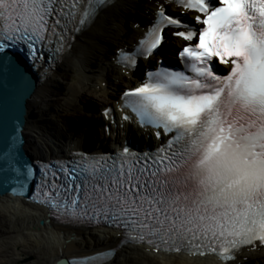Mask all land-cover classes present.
I'll use <instances>...</instances> for the list:
<instances>
[{
	"label": "snow or ice",
	"instance_id": "1",
	"mask_svg": "<svg viewBox=\"0 0 264 264\" xmlns=\"http://www.w3.org/2000/svg\"><path fill=\"white\" fill-rule=\"evenodd\" d=\"M107 2L97 0L101 11ZM180 4L202 17L196 15L189 24L180 14H165V7L137 55H157L163 33L170 30L191 42L178 52L191 75L167 68L149 71L147 82L123 94L142 125L151 124L158 139L174 133L173 139L161 145L151 165L145 154L141 167L125 168L131 153L124 147L118 167L116 159L106 169L91 166L82 180H69L71 169L63 167L50 180L41 174L39 187L48 188L41 203L59 210V197L68 193L72 198L64 204V218L70 224H90L91 206L108 226L123 228L121 243L127 235L130 242H147L157 251L161 245L176 252L210 248L234 259L244 247L264 246V0ZM76 7L75 0L72 5L67 0H0V19L7 28L0 38L24 41L39 58L37 42L63 47L69 39L65 30L72 31L67 25ZM85 16L94 22L98 13ZM0 52H7L4 43ZM118 60L126 67L137 63L126 55ZM217 63L230 66L227 75L214 70ZM3 155L0 172L5 176L12 173L25 183L33 177L27 162L8 151ZM129 229L137 234L128 235Z\"/></svg>",
	"mask_w": 264,
	"mask_h": 264
},
{
	"label": "bare ground",
	"instance_id": "2",
	"mask_svg": "<svg viewBox=\"0 0 264 264\" xmlns=\"http://www.w3.org/2000/svg\"><path fill=\"white\" fill-rule=\"evenodd\" d=\"M158 1L161 3L163 0ZM142 9H147V13L151 10L153 12L155 0H151L150 3H143L142 0H116L99 12L98 18L75 37L63 59L55 66L49 77L38 85L25 107L26 123L22 128V140L23 148L28 155L33 153L32 157L35 159L65 157L80 144L75 140L78 139L75 135L80 127L74 131L78 123L82 124L84 119L90 121L91 136L95 128L94 124L102 121V116L98 115L99 111L84 113V117V114L80 112L75 114L64 110L62 116L57 114L60 121L66 122V125L62 124L63 128H61L65 131L64 134H61L54 124L49 126V133H47L48 126L45 131L42 125L44 119L37 120V113L48 111L49 108L50 112H53L56 109L55 105L59 102V105H64V109L79 107L88 102H93L95 106H104L113 101V97L119 93L121 83L129 88L132 81L137 82L139 74H129L124 77L120 69L114 65L113 46L118 47L125 42L122 34L127 30L128 24L130 25L127 21L130 15L126 14L134 10L141 12ZM146 17L152 16L148 14L144 16ZM145 24V20L144 24L140 23L134 28L132 24L131 35L141 34L142 26ZM168 43L170 48L175 44L172 39ZM108 88L112 91L107 92ZM87 89H90L89 93ZM100 93L105 94L104 98L99 97ZM53 119L48 121H59L56 118ZM128 126L131 137L137 132L140 133L133 124ZM143 131L148 132V129L144 128ZM88 132L89 130L84 133ZM144 135L146 134L141 136L137 134L136 138L133 137L134 142L140 141ZM101 137L105 139L103 130L96 137V144L103 147L104 140L99 139ZM114 142H118V139L115 138ZM23 197L16 198L10 194L0 196V221L5 222L4 226L2 224L3 229L0 230V264H55L61 257L81 258L83 255L104 249L116 251L115 245L119 241L117 231L57 225L55 221L48 220V211L44 207ZM9 220L12 223H9ZM9 244L11 246H8ZM243 257L247 259L243 260ZM236 261L239 264H264V249L243 250ZM67 262L64 260V264ZM151 263L222 264L209 256L193 257L161 251L155 254L148 246L132 243L118 248L112 260L105 264Z\"/></svg>",
	"mask_w": 264,
	"mask_h": 264
},
{
	"label": "water",
	"instance_id": "3",
	"mask_svg": "<svg viewBox=\"0 0 264 264\" xmlns=\"http://www.w3.org/2000/svg\"><path fill=\"white\" fill-rule=\"evenodd\" d=\"M40 84V78L30 64V61L20 53L0 52V162L4 160V151L14 154L21 162L32 163V157H26L23 148L22 128L25 124L28 100ZM63 142V140H61ZM33 178V177H32ZM7 179V183L5 180ZM20 179L9 173L5 176L0 172V196L7 194L19 196ZM24 196H28L30 188L27 189L28 181L23 185ZM31 187V185H30ZM56 262V264H59Z\"/></svg>",
	"mask_w": 264,
	"mask_h": 264
},
{
	"label": "rangeland",
	"instance_id": "4",
	"mask_svg": "<svg viewBox=\"0 0 264 264\" xmlns=\"http://www.w3.org/2000/svg\"><path fill=\"white\" fill-rule=\"evenodd\" d=\"M143 1V3L144 2H146L145 0H142ZM127 16H129L130 15V18H128L127 19V21H128V23H130V20L132 19V20H135V19H137V18H139L140 19V15H141V12H139V11H132L131 13H128V14H126ZM132 30L129 28V24H128V26H127V30L124 32V34H129L130 32H131ZM167 49H169V44L168 43H166V45L164 46V50H163V52H165ZM125 87V84H120V89L121 88H124ZM87 91V93H89V91H90V89H87L86 90ZM109 91H112V90H110V88H108L107 89V92H109ZM104 96H105V94L104 93H100V95H99V97L100 98H104ZM90 101H92V100H90ZM60 103V102H59ZM59 103H57L56 105H55V111H53V112H50L51 111V109L49 108V110L48 111H45V112H43V113H37L36 114V119L37 120H42V119H44V121L42 122V125L44 126V130L46 131V127L48 126V128H47V133H49V126H53V124L56 126V129L61 133V134H64V130L63 129H61V128H63V126H62V124H64V125H66V122L64 123V121H60V118L58 117V116H62L63 114H64V110H68V112H74L75 114H77V113H82V115L84 114V113H91V112H93V111H98L99 110V107L98 106H95V104L93 103V102H88V103H85V104H82V105H79L78 103V105H79V107H75V108H71V107H67L66 109H64V105H62V104H60L59 105ZM76 111V112H75ZM57 114H58V116H57ZM83 117V116H82ZM84 117H85V114H84ZM53 118H56V119H58L59 121L58 122H52V120H51V122H49L48 121V119H53ZM53 120H55V119H53ZM85 120H87V119H84L83 120V122L85 121ZM48 121V122H47ZM83 125H84V123H82L81 124V122L80 123H78L76 126H75V128H74V131L75 130H77L79 127V130H77V134H76V137L79 135V133H81L82 132V130H83ZM96 129H95V131H94V134H95V136H98V134L101 132V125H100V123H96ZM47 138H48V136H47ZM33 154V153H32ZM32 154H30V155H32ZM41 222H43L44 220H40ZM4 221H0V230H2L3 229V226H4ZM9 223H12L10 220H9ZM2 224H3V226H2ZM8 246H11L10 244L8 245ZM6 249H8V247H5ZM25 260H27V259H25ZM24 260V261H25ZM152 264V263H151Z\"/></svg>",
	"mask_w": 264,
	"mask_h": 264
}]
</instances>
